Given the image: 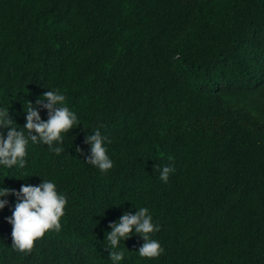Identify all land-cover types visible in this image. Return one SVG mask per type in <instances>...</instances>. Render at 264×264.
I'll list each match as a JSON object with an SVG mask.
<instances>
[{"label": "trees", "instance_id": "trees-1", "mask_svg": "<svg viewBox=\"0 0 264 264\" xmlns=\"http://www.w3.org/2000/svg\"><path fill=\"white\" fill-rule=\"evenodd\" d=\"M49 89L81 125L59 156L30 141L0 185L56 182L62 227L13 251L6 197L0 264H111L109 225L136 206L164 252L139 257L134 233L122 264H264V0H0V107L23 127ZM101 125L106 174L86 162Z\"/></svg>", "mask_w": 264, "mask_h": 264}, {"label": "clouds", "instance_id": "clouds-1", "mask_svg": "<svg viewBox=\"0 0 264 264\" xmlns=\"http://www.w3.org/2000/svg\"><path fill=\"white\" fill-rule=\"evenodd\" d=\"M41 97L35 103L28 102L26 109L24 106L26 123L19 128L10 119L9 108L0 107V129L5 130L0 131V168L11 169L16 166L23 169L27 162L26 149L30 141L32 144L47 145L59 156L64 151V134L80 124L77 113L67 106L66 95L59 89H49ZM38 105L48 110L47 122L41 118L40 111L37 109ZM101 127L103 125L94 128L91 134L88 132L86 142L91 145V156L86 162L97 168L101 174H106L114 165L106 147L110 143L109 138L102 134ZM77 152L82 153V149L77 148ZM175 171L174 165L163 166L160 171V180L167 183L169 174ZM3 185H0V210L9 204L6 197L15 196L17 201L12 216L7 218V222L13 229L11 246L13 251L30 252L35 242L47 232L61 230V219L65 216L68 197L65 193L58 191L56 182L43 178V182L38 186L24 184L19 190L3 187ZM136 208L138 209L136 214L127 212L116 223L109 225L111 231L106 233L107 246L104 248L110 250L108 259L111 264H122L125 260L126 249L121 245L122 243L125 245L124 242L134 233L145 240L138 251H135L139 257L151 260L164 252L160 241L151 235L158 232L160 226L154 223L153 216L147 207L136 206ZM127 250L129 251L128 248Z\"/></svg>", "mask_w": 264, "mask_h": 264}]
</instances>
